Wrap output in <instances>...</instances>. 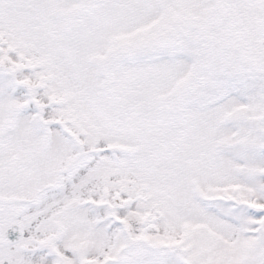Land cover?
I'll use <instances>...</instances> for the list:
<instances>
[{
	"label": "snow or ice",
	"instance_id": "1",
	"mask_svg": "<svg viewBox=\"0 0 264 264\" xmlns=\"http://www.w3.org/2000/svg\"><path fill=\"white\" fill-rule=\"evenodd\" d=\"M0 264H264V0H0Z\"/></svg>",
	"mask_w": 264,
	"mask_h": 264
}]
</instances>
